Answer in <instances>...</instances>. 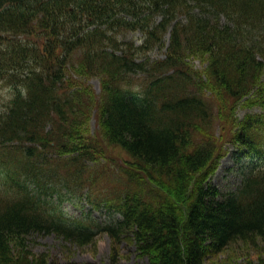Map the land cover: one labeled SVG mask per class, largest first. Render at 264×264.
I'll return each instance as SVG.
<instances>
[{
    "label": "trees",
    "instance_id": "1",
    "mask_svg": "<svg viewBox=\"0 0 264 264\" xmlns=\"http://www.w3.org/2000/svg\"><path fill=\"white\" fill-rule=\"evenodd\" d=\"M133 29L143 43H121ZM167 33L165 59L137 62ZM131 72L141 89L123 85ZM0 83V264H61L13 253L31 233L86 245L98 231L134 242L137 264H205L257 242L264 264V0H0ZM228 146L248 159L226 194L212 178ZM115 147L126 187L87 199L119 219L54 210L47 182L92 193L87 163Z\"/></svg>",
    "mask_w": 264,
    "mask_h": 264
},
{
    "label": "rangeland",
    "instance_id": "2",
    "mask_svg": "<svg viewBox=\"0 0 264 264\" xmlns=\"http://www.w3.org/2000/svg\"><path fill=\"white\" fill-rule=\"evenodd\" d=\"M183 14H179V19H184ZM155 21H159L160 17L155 16ZM118 38L121 43H130L140 45L143 43L145 36L142 29H133L119 31ZM169 43L168 33L164 37L162 45L149 50H144L137 62H149L154 60H163L166 56V51ZM190 63L194 69L202 71L204 65L198 60H190ZM146 82V78L136 72H131L127 80L123 83L124 86L132 89H141ZM87 85L98 94L100 92L99 79L92 78L87 81ZM9 88L0 83V109L3 107V101L9 98ZM256 109L245 110L239 109L237 112L238 117H242L247 112H256ZM90 129L92 132L96 130L95 121L90 122ZM219 134V133H218ZM229 151L226 156L220 161L219 168L216 174L212 178V183L217 186L222 193H230L240 185L242 179V172L244 170V163L247 158L242 156V159L238 162L234 159V148L228 146ZM112 157L108 159H99L97 162H88V170L84 178H90L94 181L95 186L92 187V193L88 191L87 186L84 185L78 191H71L68 188L62 186L64 183L53 180L48 181L47 186L50 189L48 200L54 210L69 221H78L88 218L90 214L93 221L100 226L109 225L116 219H119L117 213L108 211L100 206L99 210L93 208L88 201L87 197L102 199L106 196L119 197L120 191L126 187V180L122 174L119 166L121 164V157L116 155L125 156V153L121 152L119 148H112ZM63 177H61L62 179ZM17 242H12L11 248L15 255L22 251H27L31 256L41 257L44 256L48 260L57 261L61 264L66 262H75L79 264H137L144 261L139 257L134 242L126 240L121 237L119 243L114 245L112 238L103 231H98L92 242L86 245H79L75 241L66 240L64 237L56 233H31L25 238L24 246L17 247ZM256 244H233L220 254L209 258L205 264H257L259 258V246ZM114 255L116 258L114 260Z\"/></svg>",
    "mask_w": 264,
    "mask_h": 264
}]
</instances>
